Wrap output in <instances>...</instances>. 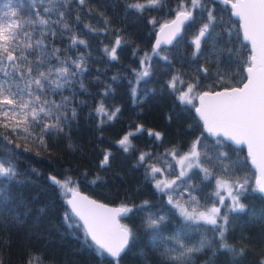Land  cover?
Here are the masks:
<instances>
[{"label": "snow or ice", "instance_id": "1", "mask_svg": "<svg viewBox=\"0 0 264 264\" xmlns=\"http://www.w3.org/2000/svg\"><path fill=\"white\" fill-rule=\"evenodd\" d=\"M163 2L164 0H146L141 3L137 0L126 7L142 13L146 9L162 6ZM215 3L217 0H177L175 9H171L175 13L174 18L160 26L161 38L156 40L153 54L160 56L162 44L179 42L183 34L192 29H196V33L191 40L194 50L190 62L202 55V45L209 40L219 41L224 36L230 40L231 26L216 32L223 21L215 14L216 9L210 7ZM223 3L230 4L231 14L239 18L243 32L241 47L250 45V55L243 61H237L240 64V80L236 82L242 84V87L228 86L229 80H234L235 76L219 70L213 74L203 66L197 69L198 76L189 77L188 80L183 79L180 73L172 75L164 87L173 94L178 92L176 99L183 106L195 107L193 101L199 100V107H195V112L199 114L206 131L217 137V148L226 146L222 138L236 144H247L248 156L261 174L256 181L255 191L264 197V0H223ZM74 4L83 6L85 0H29L27 5L24 0H19L15 7L13 0H5L0 6V129L10 130L11 133L38 142L43 147L47 146L46 137L64 134L69 121L77 115L71 107L72 100L69 97L61 96L59 102L48 97L63 92L64 89L72 91L74 84L78 82L77 78L87 71L84 56L62 58L61 49L53 43L62 32L75 31L66 19L71 15ZM25 7L31 9L29 18L20 14V10ZM79 19L77 15L76 21L79 22ZM150 23L156 24L157 20L153 18ZM108 24V19L104 18L102 29L97 30L87 25L85 28L88 33L106 35ZM87 43L73 35L70 46L87 47ZM126 43L117 35L111 48L105 46L104 52L111 60H117V50ZM232 51L233 49H228L229 54ZM217 52L218 49L214 46L213 54ZM149 59L146 54L141 61L142 66ZM160 59L171 64L169 55L160 56ZM151 74L148 67H142L136 74L137 83ZM201 76L212 82L204 84ZM80 87L83 88V84ZM202 87L209 90L198 91ZM110 91L108 88L102 95L107 96ZM136 94V89L133 88L134 102ZM120 111L116 107L109 112L103 102L95 108V113L107 121L114 120ZM104 122L102 119L101 124ZM142 131L143 125L136 126L135 131L125 133L117 144L124 152H128L132 147L131 138ZM148 135L154 137L155 141L163 139L161 132L148 130ZM0 136H3L2 132ZM203 137L202 132L183 154L175 147L166 149L156 156L157 163H146L153 158L152 152L139 153L137 165L145 168L146 180L152 181L156 192L167 197L165 204L159 208L148 200L140 204L109 208L80 196L70 188L69 185L75 183L71 176H65L62 180L50 176L53 185L73 195V199L68 201L71 209L64 213L65 223L71 229L81 226L79 221H83L84 245H94L97 254L103 256L106 253L113 258V264H119L123 255L136 246L141 229L151 249L158 251V264H192L196 254L212 249L213 245H218L213 251V257L223 251L230 254V264H239L247 250L228 243V234L234 214L250 211L242 203V199L252 190V186L247 178L237 175L246 167V161H233L229 153L224 151L209 154ZM11 143L9 140L8 144ZM10 152H15V149H10ZM111 156L110 151L103 153L101 168L109 165ZM205 164L210 167H205ZM20 175L14 157L0 154V201L8 200L9 184L17 181ZM173 175L174 179L167 178ZM194 177L198 178V183L192 182ZM98 181L103 182L102 178L96 177L90 183ZM206 187L214 190L205 192ZM209 201L212 202L210 206ZM165 208L168 210L165 211ZM252 214L264 219V209L252 210ZM137 215L141 218L137 227L120 223L121 217ZM74 217H78L79 221ZM173 217L179 223L174 226V231L165 235L166 226ZM193 235H198L199 239L193 242ZM41 261L39 255H31L26 264H41ZM0 264L3 262L0 261ZM256 264H264V258Z\"/></svg>", "mask_w": 264, "mask_h": 264}, {"label": "trees", "instance_id": "2", "mask_svg": "<svg viewBox=\"0 0 264 264\" xmlns=\"http://www.w3.org/2000/svg\"><path fill=\"white\" fill-rule=\"evenodd\" d=\"M4 2L0 0V6ZM24 2L27 5L29 0ZM135 2L137 0H85L83 6L74 4L71 15L66 19L75 31H64L53 41L55 47L61 49L62 58L84 56L87 69L77 78L72 91L64 89L48 97L57 102L61 96L72 100L71 107L77 115L69 121L64 134L46 137L47 146L43 147L10 130L0 129L3 133L0 136V154L12 155L21 174L17 181L10 182L8 200L0 201V261L3 264H26L31 255H39L41 264H113V258L106 253L98 255L94 245H84L82 226L71 229L67 226L64 213L70 211L65 201L68 192L53 185L49 177L56 176L62 180L65 176H71L75 183L69 185L70 188H78L110 204L132 205L148 200L159 208L165 204L167 197L156 192L152 181L146 180L145 168L137 165L139 153L152 152L153 158L146 163H157L156 156L166 149L175 147L180 154L187 152L192 141L202 132L209 154L224 151L233 161H246V167L237 175L247 178L252 186V190L242 199L250 211L234 214L228 243L247 250L239 264H256L264 258V219L252 214V210L264 209V197L255 191L253 170L242 145H232L223 139L226 146L217 148V137L202 130L192 111L193 105H181L176 99L179 93L173 94L164 87L165 82L176 73H180L185 80L198 76L197 69L201 66L207 67L213 74L219 70L235 76L234 80H229L228 86L238 85L240 64L237 61L245 60L250 52L248 47H241L243 40L236 18L230 14L228 4L217 0V3L210 5L223 21L216 32L231 26V39L224 36L219 41L209 40L202 45V55L190 62L194 50L191 40L196 29L189 30L179 42L161 46L160 56L169 55V65L153 54L151 41L158 25L174 14L171 9H175L177 0H164L162 6L146 9L142 13L126 7ZM18 3L19 0H13L14 7ZM20 14L29 18L31 9L25 7ZM41 14L44 15L43 12ZM77 15L79 22L76 21ZM104 18L109 21L106 35L88 33L86 25L102 29ZM153 18L157 20L156 24L150 23ZM73 35L86 40L87 47H71ZM117 35L127 43L117 50L118 59L111 60L104 48L107 46L110 49ZM214 46L218 49L217 54H213ZM228 49H233L231 54ZM146 54L150 59L142 66L141 61ZM142 67H148L152 74L137 83L136 74ZM200 78L204 84L212 82L204 80L202 76ZM80 84L84 87L81 88ZM108 88L111 89L108 95H102ZM133 88L137 93L136 102L132 96ZM205 89L208 88L202 87L198 91ZM100 102L109 112L116 107L121 111L114 120L107 121L95 113ZM68 115L71 117V112ZM102 119L105 120L103 124ZM138 125H143L144 131L131 138L132 147L124 152L117 141L125 133L135 131ZM148 130L163 133V139L155 141L154 137H149ZM9 140L11 145L8 144ZM10 149H15V152H10ZM105 151H110L112 156L109 165L101 168L100 161ZM204 166L210 167L207 164ZM96 177L102 178L103 182L90 183ZM167 178L174 179L175 176ZM192 182L198 183V178L194 177ZM213 190L212 187L205 188V192ZM211 203L208 202L209 206ZM74 219L79 221L76 217ZM119 219L121 224L129 227H137L141 223L139 215ZM178 223L179 220L173 217L164 234L174 231ZM138 236L136 246L123 255L119 264H158V251L151 249L142 229ZM198 239V235H193V242ZM216 248L218 245H213L212 249L196 254L192 264H230V254L226 252L221 251L213 257Z\"/></svg>", "mask_w": 264, "mask_h": 264}, {"label": "water", "instance_id": "3", "mask_svg": "<svg viewBox=\"0 0 264 264\" xmlns=\"http://www.w3.org/2000/svg\"><path fill=\"white\" fill-rule=\"evenodd\" d=\"M228 6H229V9H230V14H231L230 4H228ZM174 15H175V13H174L169 19L163 21L162 23H160V24L158 25V27H157L156 30L154 31L153 38H152V41H151V47H152V48H153V46L155 45L156 40H157L158 38H161V36H160V32H159L160 26H161L163 23H165V22L171 21V20L174 18ZM231 15H232V14H231ZM232 16L235 17L236 20H237L238 28H239V32H240L241 38H242V40H243V32H242V29L240 28V21H239V18L236 17L235 15H232ZM161 46H167V45L162 44ZM248 49H250V45H248ZM249 52H250V51H249ZM244 82H246V81H244ZM237 86H241V87H242V84L233 85V86H230V87H237ZM208 90H209V89H205V90H201V91H208ZM216 90H219V89H216ZM194 105H195V107H199V100H198V99L194 100ZM195 107H192V111H193L194 115L197 117V119L199 120V122L201 123L202 130H203L204 132L208 133V132L206 131V129L204 128V126H203V122H202V121L200 120V118H199V114L195 112ZM208 134H209L210 136H212V137H215V135H212V134H210V133H208ZM222 139H224L225 141L229 142V143L232 144V145H236V146H237V145H242L243 150H244V153H245L246 158H247V162H248L249 166H250V167L252 168V170H253V183H254L255 188H256V181H257L258 178H260L261 174H260L259 169H258L255 165L252 164V162H251V158L248 156V147H247V144H236L234 141H229V140H227L226 138H222ZM73 189H74V191L77 192L80 196L88 197V199H90V200H94V201H96L97 203H100V204L107 205V207H109V208H117V207H120V206H121V205H118V204H110V203H107V202L101 201V200H99V199H97V198H94L93 196L87 194L86 192H84V191H82V190H80V189H78V188H73ZM258 193H259V192H258ZM259 194H260V193H259ZM260 195H261V194H260ZM261 196H262V195H261ZM71 199H73V195H72L71 192H68V194H67L66 197H65V201H66V204H67V206H68L69 209H71V205L68 204V201L71 200ZM76 218L79 220L78 217H76ZM79 222H80V224H81V226H82V225H83V221H79ZM120 223H121V222H120ZM82 228H83V230H84V232H85L84 227H82ZM89 239H90V237H89Z\"/></svg>", "mask_w": 264, "mask_h": 264}]
</instances>
